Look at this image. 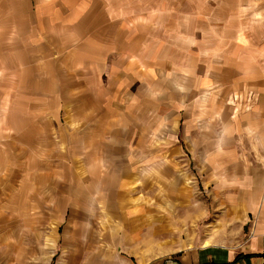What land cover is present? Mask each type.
I'll return each mask as SVG.
<instances>
[{
    "label": "crops",
    "instance_id": "0c3cea01",
    "mask_svg": "<svg viewBox=\"0 0 264 264\" xmlns=\"http://www.w3.org/2000/svg\"><path fill=\"white\" fill-rule=\"evenodd\" d=\"M135 29L112 0H0V264H264V51L237 37L185 94ZM248 90L233 113L224 98ZM161 186L240 209L249 239L165 254L145 204Z\"/></svg>",
    "mask_w": 264,
    "mask_h": 264
},
{
    "label": "rangeland",
    "instance_id": "374dc122",
    "mask_svg": "<svg viewBox=\"0 0 264 264\" xmlns=\"http://www.w3.org/2000/svg\"><path fill=\"white\" fill-rule=\"evenodd\" d=\"M112 3L116 15H122L137 27L132 33L145 31L153 37V50L159 48L156 52L159 58L163 57L165 79L174 85L179 81L181 93L189 92L185 88L189 90L192 81L202 84L209 76L217 78L223 59L235 55L237 37L245 46L255 45L264 51V0H112ZM209 91L212 97H218L223 87L215 79ZM258 99L257 93L248 90L232 91L224 101L237 113L250 111ZM8 111L7 107L0 108V127ZM168 137L170 147L175 137L172 133L166 134ZM190 167L197 191L204 193L201 174ZM182 174L188 180L189 174ZM146 194L147 233L156 229L158 218L165 254L213 242L230 247L249 239L250 230L244 231L240 209L218 204L206 194L205 203L199 205L175 204L172 200L176 196L165 186L150 188ZM60 249L57 248L56 258Z\"/></svg>",
    "mask_w": 264,
    "mask_h": 264
},
{
    "label": "trees",
    "instance_id": "16d2710c",
    "mask_svg": "<svg viewBox=\"0 0 264 264\" xmlns=\"http://www.w3.org/2000/svg\"><path fill=\"white\" fill-rule=\"evenodd\" d=\"M247 256H240L238 260H242L244 258H246Z\"/></svg>",
    "mask_w": 264,
    "mask_h": 264
},
{
    "label": "bare ground",
    "instance_id": "6f19581e",
    "mask_svg": "<svg viewBox=\"0 0 264 264\" xmlns=\"http://www.w3.org/2000/svg\"><path fill=\"white\" fill-rule=\"evenodd\" d=\"M205 247V246H204Z\"/></svg>",
    "mask_w": 264,
    "mask_h": 264
}]
</instances>
